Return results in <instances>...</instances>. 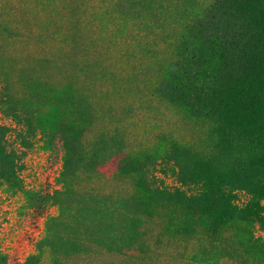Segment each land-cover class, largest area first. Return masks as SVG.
<instances>
[{"label":"trees","instance_id":"obj_1","mask_svg":"<svg viewBox=\"0 0 264 264\" xmlns=\"http://www.w3.org/2000/svg\"><path fill=\"white\" fill-rule=\"evenodd\" d=\"M129 4L150 41L124 91L153 112H172L188 137L169 132L151 152L132 156L120 127L137 108L115 111L87 92L90 79L114 76L87 61L69 62L57 75L49 60L35 73L1 65L0 113L10 125H0V182L20 191L36 138L60 160L59 188L38 198L57 213L46 219L36 253L15 264H42L44 255L48 264H70L96 253L144 254L163 237L182 242L188 264H264V0ZM99 119L108 127L90 136ZM118 155L102 176L98 167ZM100 181L114 188L102 190ZM0 264H7L1 252Z\"/></svg>","mask_w":264,"mask_h":264},{"label":"rangeland","instance_id":"obj_2","mask_svg":"<svg viewBox=\"0 0 264 264\" xmlns=\"http://www.w3.org/2000/svg\"><path fill=\"white\" fill-rule=\"evenodd\" d=\"M130 0H0V66L8 71L37 72V63L49 60L48 72L60 74L69 62H88L97 72L114 76L113 82L90 79L86 83L93 103L117 111L123 106L137 108L136 115L122 119L128 154L151 152L159 143L157 137L169 132L179 140L188 137L172 112L158 113L141 104L137 95L126 93L125 79L145 63L140 47L150 41L137 24L136 7ZM3 28L12 33L4 38ZM48 73V74H49ZM79 87V86H78ZM125 90V91H124ZM101 116V115H100ZM0 125L10 122L0 113ZM108 127L99 119L89 125V135ZM119 155L98 167L102 176L116 168ZM59 155L43 149L39 140L26 152L19 174L21 189L11 192L0 182V252L7 264L20 263L36 253V243L44 236L45 221L55 216V207L38 200L58 189ZM166 186L169 177L158 176ZM98 188H114L102 181ZM264 206V201L262 202ZM264 236V233H263ZM183 244L171 237L152 243L144 254L129 252L120 256L105 253L70 259V264H188L179 256ZM42 264H48L44 255Z\"/></svg>","mask_w":264,"mask_h":264}]
</instances>
